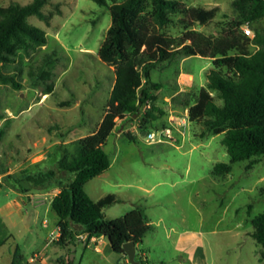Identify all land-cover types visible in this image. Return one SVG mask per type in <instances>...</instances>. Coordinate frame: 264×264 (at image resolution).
<instances>
[{
  "label": "rangeland",
  "instance_id": "374dc122",
  "mask_svg": "<svg viewBox=\"0 0 264 264\" xmlns=\"http://www.w3.org/2000/svg\"><path fill=\"white\" fill-rule=\"evenodd\" d=\"M28 1L0 0V6ZM182 1L193 9L218 8L215 16L204 23L195 19L192 28L200 39L219 35L229 18L236 15L232 0ZM111 2L48 0L42 7L50 15L48 21L36 15L28 17L30 23L45 31L47 41L7 67L20 81V88L0 82V168L6 172L32 168L40 159L53 166L57 140H65L63 145L71 150L72 140L96 128L115 79L114 67L97 54L111 23ZM180 17L172 14L173 22L160 30L182 41ZM253 26H264V17ZM248 47L253 48L251 44ZM46 59H52L53 66L43 78L39 69L47 68ZM213 67L211 57L194 54L154 68L151 79L160 86L152 90L156 95L152 113L158 117L144 130L165 123L181 140L145 141L140 115L127 119L122 131L118 122L103 147L111 158L108 170L84 185L92 198L108 192L121 197L103 208L107 218L143 206L153 229L137 243L136 256L140 259V250H146L147 264H264V248L250 234L251 217L264 210V155L250 168H246L248 159L230 162L222 141L224 130L218 127L204 133L202 122L187 118L186 103L192 102L199 88L206 85L207 73ZM48 83L52 90L44 93ZM210 96L222 104L216 91L211 90ZM64 101L70 104L62 105ZM125 131L134 138L130 139ZM218 161L230 164L221 177L212 173ZM6 183L4 180L0 187V206L18 200ZM57 188L55 184L48 188L47 200ZM20 203L19 207L12 205L15 222L7 223L13 238L0 246V264L8 262L9 250L16 243L25 256L33 257L31 261L42 256L43 261L51 263L47 256L52 258L55 253L44 243L55 226V211L49 201L46 206ZM68 247L71 264H131L124 254L110 248L106 238L102 243H87L74 237ZM63 250L68 252L67 247Z\"/></svg>",
  "mask_w": 264,
  "mask_h": 264
},
{
  "label": "trees",
  "instance_id": "16d2710c",
  "mask_svg": "<svg viewBox=\"0 0 264 264\" xmlns=\"http://www.w3.org/2000/svg\"><path fill=\"white\" fill-rule=\"evenodd\" d=\"M94 1L107 3V0ZM111 1V23L97 54L102 61L114 67L115 79L96 128L72 140L71 150L59 142L53 166L46 159H40L32 168L20 172H6L0 168V174L3 173L0 187L4 180L7 181L5 185L23 193L53 184L59 187L50 200V206L58 216L59 235L55 241L67 247L68 253L69 243L79 232H84L87 236L106 237L113 251L125 255L123 243L128 240L138 243L153 227L141 205L121 216L105 217L103 208L120 201V196L108 192L93 199L84 185L109 167L111 158L103 147L118 120L125 123L127 119L140 115L139 124L144 130L148 128L147 123L158 117L152 113L156 109L153 104L156 95L152 90L160 85L151 79V73L161 63L194 54L211 57L214 67L207 73L206 85L199 88L192 102L186 103L188 120L202 122L204 133L221 127L224 130L222 141L230 162L248 159L246 168H250L264 155V26H253L255 21L264 17V0H232L236 15L229 18L219 35L203 36L202 39L192 25L195 19L204 23L213 18L218 9L216 6L193 9L182 0ZM46 2L48 0H30L23 4L11 2L0 6L1 83L20 88V81L7 67L46 43L45 31L28 21L30 15L48 21L50 15L42 10ZM172 14L181 16L184 28L182 41L160 30L173 22ZM243 26L250 27L253 36L247 35ZM249 44L253 46L251 50ZM45 62L47 68L39 69L43 78L47 76V69L53 66L52 59ZM222 67L226 70L223 71ZM51 90L52 85L48 83L44 93ZM211 90L216 91L222 104L213 101ZM147 103L149 107H145ZM69 104L70 101L62 103ZM141 109L144 110L142 114ZM125 134L130 139L134 138L127 131ZM229 169V163L218 161L213 165L212 173L221 177ZM251 224V236L264 248V210L251 217ZM10 238L13 234L0 216V246ZM138 260L143 264L141 259ZM71 263L70 257H58L54 262ZM9 264L42 262L39 259L29 261L16 243L11 250Z\"/></svg>",
  "mask_w": 264,
  "mask_h": 264
},
{
  "label": "crops",
  "instance_id": "0c3cea01",
  "mask_svg": "<svg viewBox=\"0 0 264 264\" xmlns=\"http://www.w3.org/2000/svg\"><path fill=\"white\" fill-rule=\"evenodd\" d=\"M185 110H187V108H185ZM118 122H119V125H118V128L120 129V131H122V129H124L125 128V123H121L120 122V120H118ZM142 131L143 130H141L140 132H141V134H142ZM182 138V137H181ZM179 140H181L180 139V136L178 135V133H176V132H174L173 134H172V139L171 140H169V139H165V140H163V141H160V142H164V141H167V142H169V143H172V141H179ZM57 143H59V142H61V140H57L56 141ZM62 142H66L65 140L64 141H62ZM45 157V156H44ZM111 164V163H110ZM110 166V165H109ZM109 168V167H108ZM108 168L106 169V170H104L103 172H101L100 174L101 175H103V174H105L106 173V171L108 170ZM100 174H98V175H100ZM0 175H3V173H1ZM49 188V187H48ZM48 188H38L39 190L38 191H36L35 189H30V190H28L27 192H19V191H16V190H14L12 187H10L9 186V189H11L15 194H16V196H18V200H20V202H28L30 205H33V206H36V204H39V205H43V206H46V204H47V202L49 201L50 202V200H51V198H52V196L59 190V187L57 188V190L55 191V192H53L50 196H49V199L47 200V194L49 193V191H48ZM118 195V194H117ZM121 198V197H120ZM93 199H97V198H93ZM18 200H16V201H12V200H9V201H7V202H5L3 205H1L0 206V216L2 217V219H3V221L5 222V224H6V226L8 227V229H9V231L13 234V232L10 230V228H9V226H8V223L7 222H12L13 224H14V218L16 217V212H14V210H13V207H12V205H17L18 207L21 205V203L18 201ZM13 202V203H12ZM12 203V204H11ZM146 212V211H145ZM147 214V213H146ZM148 216V215H147ZM148 219H149V217H148ZM57 222H58V216H57V219H55V226L54 227H52L50 230H49V237L45 240V243H44V245L45 246H48V248L49 249H52L53 251H54V253H55V256L54 257H52V258H49L48 256H47V258L49 259V260H51V263H49V262H46V261H43V259H44V257H39L38 259L42 262V264H54V262L56 261V259L58 258V257H64L65 259L67 258V257H70V255H69V253L68 252H64V250L62 251V248H63V246L62 245H59L58 243H56V239H57V237H58V235H59V228H58V225H57ZM149 222L151 223V221H150V219H149ZM153 225V224H152ZM152 229H153V227H152ZM151 229V230H152ZM78 234H83L84 235V237H79L78 236ZM77 235H76V238H78V239H80V240H86L87 241V243H89V242H95V241H99L100 243H102L103 242V240H104V238H106V237H104V236H95V235H92V236H87L84 232H79ZM100 238V239H99ZM99 239V240H98ZM108 241V240H107ZM139 242H142V240L141 241H139ZM138 242V243H139ZM5 244V243H4ZM109 244V243H108ZM3 245V244H2ZM1 245V246H2ZM137 245V243H135V246ZM61 248V249H59V247ZM110 246V245H109ZM74 248H76V246L74 245ZM111 248V247H110ZM13 248H11L10 250H9V253H10V258H9V260H8V262H6V263H4V264H9L10 263V259H11V250H12ZM95 249L96 250H99L100 248H99V246L97 245V244H95ZM136 252H137V249H136ZM23 254V253H22ZM139 254H140V259L142 260V263L143 264H147V262H148V257H147V252H146V250H144V249H141L140 250V252H139ZM24 255V254H23ZM45 255H46V253H45ZM44 255V256H45ZM25 256V255H24ZM34 257H36L35 256V254L33 255ZM27 257V259L29 260V261H31V256H26ZM125 258H126V255H125Z\"/></svg>",
  "mask_w": 264,
  "mask_h": 264
},
{
  "label": "built area",
  "instance_id": "2783aa9c",
  "mask_svg": "<svg viewBox=\"0 0 264 264\" xmlns=\"http://www.w3.org/2000/svg\"><path fill=\"white\" fill-rule=\"evenodd\" d=\"M243 30L244 32L249 35V36H253V31L250 27L248 26H243ZM148 106L149 107V103L145 104V107ZM171 122V121H170ZM144 131V138L145 141L147 142H152V141H163L165 139H172V129H171V125L169 126H159L156 127L155 129H151V130H143ZM79 237H84L83 234H78ZM31 259H33V257L31 256ZM126 262H129L127 256L125 258Z\"/></svg>",
  "mask_w": 264,
  "mask_h": 264
},
{
  "label": "water",
  "instance_id": "95a60500",
  "mask_svg": "<svg viewBox=\"0 0 264 264\" xmlns=\"http://www.w3.org/2000/svg\"><path fill=\"white\" fill-rule=\"evenodd\" d=\"M142 134H144V131H142ZM74 247V245L72 244ZM123 249L124 253L127 256L129 262L131 264H140V261L136 258V246L135 241L128 240L123 243ZM70 258H72V253H70Z\"/></svg>",
  "mask_w": 264,
  "mask_h": 264
}]
</instances>
